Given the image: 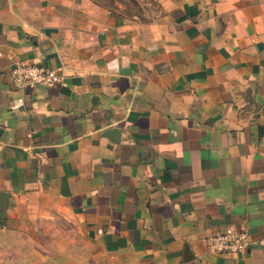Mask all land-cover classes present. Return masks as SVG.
Masks as SVG:
<instances>
[{"label":"crops","instance_id":"0c3cea01","mask_svg":"<svg viewBox=\"0 0 264 264\" xmlns=\"http://www.w3.org/2000/svg\"><path fill=\"white\" fill-rule=\"evenodd\" d=\"M146 4L0 0V264H264V0Z\"/></svg>","mask_w":264,"mask_h":264},{"label":"built area","instance_id":"2783aa9c","mask_svg":"<svg viewBox=\"0 0 264 264\" xmlns=\"http://www.w3.org/2000/svg\"><path fill=\"white\" fill-rule=\"evenodd\" d=\"M10 79L16 90L33 88L40 85L50 86L61 81L62 76L54 69L43 64L15 61L9 71ZM207 251L219 255L245 253L250 249L249 233L242 228L228 226L224 231L205 238Z\"/></svg>","mask_w":264,"mask_h":264},{"label":"rangeland","instance_id":"374dc122","mask_svg":"<svg viewBox=\"0 0 264 264\" xmlns=\"http://www.w3.org/2000/svg\"><path fill=\"white\" fill-rule=\"evenodd\" d=\"M110 9L112 13L132 15L142 13V9L149 0H94Z\"/></svg>","mask_w":264,"mask_h":264},{"label":"water","instance_id":"95a60500","mask_svg":"<svg viewBox=\"0 0 264 264\" xmlns=\"http://www.w3.org/2000/svg\"><path fill=\"white\" fill-rule=\"evenodd\" d=\"M7 197H8V193L0 192V211L6 209ZM184 258H185L186 261L189 260L188 259L189 257H188V255L186 253V250L184 252Z\"/></svg>","mask_w":264,"mask_h":264}]
</instances>
